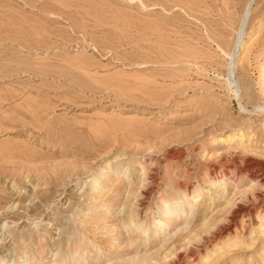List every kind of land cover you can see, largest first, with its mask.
Masks as SVG:
<instances>
[{
	"label": "rangeland",
	"instance_id": "rangeland-1",
	"mask_svg": "<svg viewBox=\"0 0 264 264\" xmlns=\"http://www.w3.org/2000/svg\"><path fill=\"white\" fill-rule=\"evenodd\" d=\"M247 5L0 0V264H264Z\"/></svg>",
	"mask_w": 264,
	"mask_h": 264
},
{
	"label": "bare ground",
	"instance_id": "bare-ground-1",
	"mask_svg": "<svg viewBox=\"0 0 264 264\" xmlns=\"http://www.w3.org/2000/svg\"><path fill=\"white\" fill-rule=\"evenodd\" d=\"M247 2H248V5L246 7H247V10H248L249 8H251L250 6H251L253 0H249V1L247 0Z\"/></svg>",
	"mask_w": 264,
	"mask_h": 264
}]
</instances>
